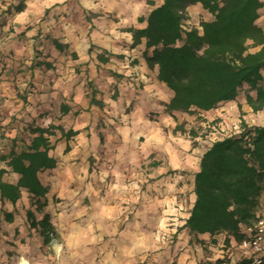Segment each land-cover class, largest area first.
<instances>
[{
  "label": "crops",
  "instance_id": "crops-1",
  "mask_svg": "<svg viewBox=\"0 0 264 264\" xmlns=\"http://www.w3.org/2000/svg\"><path fill=\"white\" fill-rule=\"evenodd\" d=\"M148 1L0 0L3 46L32 55L31 61L25 64H32L34 50L40 48L46 55L45 60L53 66L43 74L46 78L39 75V70H32L35 87L30 89L26 103L16 101L17 106L12 109V117L2 133L0 155L8 154L14 147L19 151L23 141L28 139L30 125L54 124L65 130L79 131L68 141L61 138L60 131L51 137L55 143L51 155L56 158L57 166L39 172L41 182L50 188L45 211L52 217L60 210L59 204L56 209L52 204L54 197H68L74 201L78 196H95L102 186H107L108 195L128 202L130 207L131 203H138L133 220L123 234L147 236V229L161 224L168 214L178 216L182 208L188 210L186 219L190 214L195 201L194 177L200 169L202 154L211 144L203 152L194 146L199 136L193 117L185 112H175L174 116L167 112L172 91L158 81L156 69H150L142 57L144 42L132 46L130 29L145 27L153 7ZM151 1L155 6L162 2ZM19 3L25 8L16 12L14 9ZM192 8L205 12L200 5ZM205 13L203 19H210V14ZM257 23L264 28V8L260 10ZM53 39L66 47L57 49ZM98 54L106 62L100 61ZM93 89L98 90L96 99L102 101L103 106L90 104ZM225 107L231 108L234 123L245 118L244 115L236 116V112H253L243 93L237 101L223 103L204 113L227 116ZM257 113L264 120V109ZM14 115L19 120L14 119ZM200 120L204 126H209L210 119ZM181 124L185 131H174ZM259 125L264 126L263 123ZM191 129L197 132L195 137L190 135ZM0 168L9 169V165L0 162ZM18 177L10 173L4 180L15 183ZM27 197L22 190L15 205L0 200L4 210L0 227L7 233L0 236L2 251L6 253L0 264L20 252L34 264H68L69 249L82 244L83 239L91 243L96 238V228L104 230L112 226L114 231L118 224L109 223L105 216H96L94 211L80 225L66 224L70 235L67 233L62 238L59 237L61 233L56 232V242L44 245L41 235L30 228L28 221L22 225L18 223L21 216L27 219L26 211L23 213L19 207L27 204ZM186 200L190 201L189 208ZM5 213H12V219L8 220ZM54 220L51 218V223L57 231ZM46 248L51 249L54 256ZM197 261L195 259L193 264Z\"/></svg>",
  "mask_w": 264,
  "mask_h": 264
},
{
  "label": "trees",
  "instance_id": "trees-1",
  "mask_svg": "<svg viewBox=\"0 0 264 264\" xmlns=\"http://www.w3.org/2000/svg\"><path fill=\"white\" fill-rule=\"evenodd\" d=\"M148 4L153 7L145 27L130 29L132 46L144 42L142 57L150 69H156L158 81L172 91L167 104L171 116L175 112L194 115L214 110L223 103L237 101L241 92L254 113L264 109V28L257 23L264 1L162 0L155 6L150 0ZM196 5L211 18H202L198 27L186 29L188 10ZM24 8L19 3L14 10L21 12ZM53 44L59 50L66 47L57 39ZM38 54L31 66L53 68ZM98 59L106 62L100 54ZM97 93L93 89L90 104L101 107ZM28 130L29 137L19 151L14 147L0 155V162L9 165V169L0 168V200L15 205L24 190L33 208L26 211L30 228L41 235L44 245H49L55 238L51 215L45 211L50 188L41 182L39 172L57 166L51 155L55 148L51 137L60 131L61 138L68 141L79 131L54 124L30 125ZM174 131L184 132V125H177ZM190 135L195 137L197 132L191 129ZM10 173L19 176L15 183L4 180ZM193 192L195 201L183 226L189 235H207L213 244L217 243L216 236L223 235L222 249L231 240L242 241L244 229L251 225L264 196V126L248 125L242 120L239 133L212 142L200 158ZM5 215L12 219V213ZM197 264H229V260L219 256L214 262L203 260Z\"/></svg>",
  "mask_w": 264,
  "mask_h": 264
},
{
  "label": "rangeland",
  "instance_id": "rangeland-1",
  "mask_svg": "<svg viewBox=\"0 0 264 264\" xmlns=\"http://www.w3.org/2000/svg\"><path fill=\"white\" fill-rule=\"evenodd\" d=\"M205 15V12L191 7V14L188 15L186 23L190 27L198 26L199 21ZM3 37L0 34V133L5 132L7 123L12 117L11 111L17 106L16 101H25L26 103L29 93H31L30 89L35 87L32 81L34 77L32 70H39V75L42 78H46L43 74L48 73L50 70L45 67H33L31 66L32 64H25L26 61H31L32 55L26 52L20 54L16 50L6 48L2 44ZM37 53H39L38 58L41 61L46 58L40 48H35L34 57ZM16 54L18 57H22V60H19ZM20 91L23 92L21 93ZM224 112L227 113V116H222L221 113V115H217L216 113L204 112H200L201 115L199 113L191 115L199 136V140L194 141V146H197L200 152H203L217 139L239 133L241 122H232L231 108L225 107ZM44 114L48 113H43L42 115ZM214 114L217 117H214ZM238 115H244L245 118L241 119L248 125L264 124V120L261 119L258 113L239 111L236 112V116ZM13 117L19 120L15 115ZM200 119H210L209 126H204ZM108 192L107 186H102L95 196H78L75 197V200L73 199L74 201L68 197L53 198L52 204L55 205L53 206L56 209V204H59L60 209L59 211L56 210V214L53 217L51 216L58 225L57 231H55V238L53 239L54 242H56L60 233L61 236L59 237L62 238H65L68 234L70 235V229L66 227V224L72 222L80 225L82 221H87L89 215L94 211H96V216H105V220H108L109 223L112 221L118 223L114 231H112V226L104 230L100 227L96 228V238L91 243L83 239L82 244L80 242L77 246L69 249L67 251V257H70L68 264H193L195 259L198 260L197 263L209 260L208 258L214 262L217 257L221 256L224 236L216 237L217 243L213 244L208 236L197 237L189 235L188 231L183 228L186 221V213H188L185 208L181 209V214H178V216L168 214L166 216L167 219L164 218L161 224L159 223L152 230L147 229V236L138 233L123 234L133 220L134 210L135 207H138V203H131L130 207L128 202L113 198V196L111 197L107 194ZM27 199L25 200L27 204L19 206L24 210V212L22 211L23 213L31 208V201ZM185 203H187L189 208L190 201L186 200ZM2 207L3 204L0 203V225L3 222L2 213L4 210ZM60 214H62L61 217ZM37 216L40 217L38 214ZM21 218L19 217L18 219L19 225L27 223L28 220L24 216H21ZM2 230L0 227V236H6L7 233L2 232ZM56 232H58V235ZM6 241L9 242L8 240ZM3 249L4 247L0 244V259L6 254L2 251ZM46 250L54 256L51 249L46 248Z\"/></svg>",
  "mask_w": 264,
  "mask_h": 264
},
{
  "label": "built area",
  "instance_id": "built-area-1",
  "mask_svg": "<svg viewBox=\"0 0 264 264\" xmlns=\"http://www.w3.org/2000/svg\"><path fill=\"white\" fill-rule=\"evenodd\" d=\"M184 28H190L188 24ZM245 236L239 243L234 240L221 250V257H227L229 264L246 260L247 264H264V196L261 197L255 211V217L248 227L244 229ZM3 264H34L30 262L23 252L14 253Z\"/></svg>",
  "mask_w": 264,
  "mask_h": 264
},
{
  "label": "bare ground",
  "instance_id": "bare-ground-1",
  "mask_svg": "<svg viewBox=\"0 0 264 264\" xmlns=\"http://www.w3.org/2000/svg\"><path fill=\"white\" fill-rule=\"evenodd\" d=\"M57 249H58V251H60V247H58Z\"/></svg>",
  "mask_w": 264,
  "mask_h": 264
}]
</instances>
